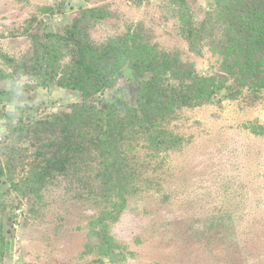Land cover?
Masks as SVG:
<instances>
[{"label": "rangeland", "instance_id": "obj_1", "mask_svg": "<svg viewBox=\"0 0 264 264\" xmlns=\"http://www.w3.org/2000/svg\"><path fill=\"white\" fill-rule=\"evenodd\" d=\"M81 43L123 65L101 95L59 85L78 77ZM135 58L160 68L159 117L117 149L97 136L91 156L131 181L128 201L77 198L82 174L26 190L83 103L105 109L117 89L137 102ZM53 118L57 137L37 139ZM0 264H264V0H0Z\"/></svg>", "mask_w": 264, "mask_h": 264}, {"label": "trees", "instance_id": "obj_2", "mask_svg": "<svg viewBox=\"0 0 264 264\" xmlns=\"http://www.w3.org/2000/svg\"><path fill=\"white\" fill-rule=\"evenodd\" d=\"M252 18H254V12L251 17L247 19L248 25L253 23L251 20ZM243 21L245 22V20ZM105 48H107V50L101 52L100 56L97 58L101 63L95 64L93 62L92 48L81 43L73 55V60L79 59L77 69L78 77L74 79V82H70L69 84L62 82L59 85L79 90L84 98L96 92H99V95H101V92L106 88H113L116 84L117 76L121 73L123 65L119 64L115 66L114 64H116V62L113 61L116 60L118 56H113L115 55V52L112 48L108 50L107 45ZM121 51L125 52L123 46ZM45 59L49 65L53 66L55 60H50V58ZM126 59L127 57H124V60ZM107 60H109L108 63ZM142 63L143 62L138 58H135L126 65L136 74L133 76V79L136 81L135 85L140 93L137 102L135 104L126 103V101L116 96V93H119V90L117 89L112 96L113 104L107 105L104 103L106 106L105 109L103 107L90 106L88 110L91 111L89 112L86 110L83 103L81 105L80 115L74 118V120L70 118L66 123H63V125L66 126V131L58 146L59 153L44 156V153L41 152L36 155L40 156L37 162H34L33 165V169L35 172L37 171V173L24 177L26 180V190L29 191V185L33 182L34 191L33 188H31V190L33 193L38 192L47 184H50L51 182L53 183L52 180L59 176H65L66 178L67 176H71L72 179L69 180L68 186L69 189H72L73 176L82 174L77 178L80 183L78 188L84 190L86 187L87 193L80 191L77 198L82 197L83 194L86 196V199H89L94 196L98 197L101 193H104L107 197L110 192H113L117 195V203L113 202L114 204H125L128 201V194L133 192V188H129L132 186L129 184L131 181H119L118 179L107 177L108 174L104 169L96 168L95 165H92L91 156H104L101 151H97L93 147L94 139L97 136H100L103 148L107 151V149L110 148H119L118 143L120 142L121 136H127L130 138L133 135H138L140 138L142 137L141 135H150L149 131L154 127V121H157V118L159 117L156 116L158 113L156 110L158 103L156 101L160 94L158 91V83L160 80L159 77L162 74L160 73V68L157 67V64L152 63V66L140 69ZM143 70L150 74L149 79L142 78L143 73L141 74V72ZM50 82L58 83L55 82L54 79ZM165 82L167 85L168 81ZM44 85H46V83H44ZM100 101L103 100L100 99ZM104 102H106V100H104ZM56 123H60V121L56 122L55 118L42 121L40 125L35 127L37 130L33 128L34 131L38 132L36 138L40 139L41 136L39 135L42 133H49L56 138V133L52 130V127L59 125ZM55 138L51 139L46 146L52 147L57 144ZM93 152H95V154ZM88 172H94L93 176H90ZM100 175H104L107 178L98 187L100 193L97 194L94 192V185L91 186V182L96 181ZM129 189H131V192ZM101 225L102 224H99L98 231L101 230ZM104 237L105 235H103L102 238Z\"/></svg>", "mask_w": 264, "mask_h": 264}]
</instances>
